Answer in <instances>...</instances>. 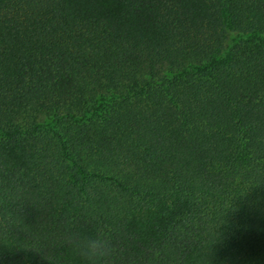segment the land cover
<instances>
[{"label":"trees","instance_id":"1","mask_svg":"<svg viewBox=\"0 0 264 264\" xmlns=\"http://www.w3.org/2000/svg\"><path fill=\"white\" fill-rule=\"evenodd\" d=\"M264 264V0H0V264Z\"/></svg>","mask_w":264,"mask_h":264},{"label":"clouds","instance_id":"2","mask_svg":"<svg viewBox=\"0 0 264 264\" xmlns=\"http://www.w3.org/2000/svg\"><path fill=\"white\" fill-rule=\"evenodd\" d=\"M66 243L83 264H117L120 246L102 226L92 232L73 231L66 236Z\"/></svg>","mask_w":264,"mask_h":264}]
</instances>
